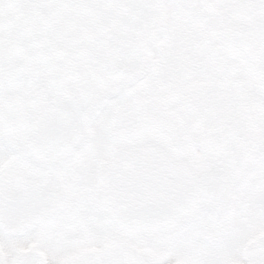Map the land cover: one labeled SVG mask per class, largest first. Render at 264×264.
<instances>
[{
	"label": "snow or ice",
	"instance_id": "6c2138e0",
	"mask_svg": "<svg viewBox=\"0 0 264 264\" xmlns=\"http://www.w3.org/2000/svg\"><path fill=\"white\" fill-rule=\"evenodd\" d=\"M0 264H264V0H0Z\"/></svg>",
	"mask_w": 264,
	"mask_h": 264
}]
</instances>
